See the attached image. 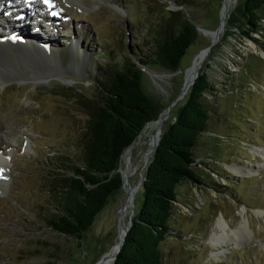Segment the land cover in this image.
<instances>
[{
  "label": "rangeland",
  "instance_id": "1",
  "mask_svg": "<svg viewBox=\"0 0 264 264\" xmlns=\"http://www.w3.org/2000/svg\"><path fill=\"white\" fill-rule=\"evenodd\" d=\"M186 1L182 8L177 0H55L61 11H67L68 25L59 16L54 19L58 31H65L61 35L47 25L50 35L38 22L44 36H31L34 22L27 19V30L20 34L23 40L40 37L41 43L51 40L57 45L49 49L54 58L13 45L14 58L0 62V155L8 159L2 172L7 170L10 176L0 188V264H98L115 245L125 188L106 198L79 239L49 225L59 210L54 177L81 159L90 115L79 104L80 97L100 100L101 71H108L125 55L152 62L151 29L161 21L158 6L162 4L181 8L201 31L175 70L150 63L149 73L144 74V89L163 108L175 101L160 132L185 101L187 92L179 97L184 69L216 40L202 28L218 30L220 35L200 67L210 81L205 94L210 118L194 146L200 162L195 168L203 182L183 181L177 186L182 205L170 218L175 231L163 241L162 264H264V165L252 150L264 146V36L254 33V40L230 26L228 16L243 0H232V7L223 10L224 0ZM261 25L264 33V19ZM72 37L76 48L71 46ZM153 142L148 136L132 150L129 184L139 185L133 192L134 215L143 199V157ZM230 163L251 164L257 172L235 175L226 166ZM121 165L120 157L118 170ZM241 207L246 213L239 214ZM220 214L232 228L248 218L254 236L238 246L224 245L226 254L214 258L209 253L217 247L210 246L207 238Z\"/></svg>",
  "mask_w": 264,
  "mask_h": 264
},
{
  "label": "trees",
  "instance_id": "2",
  "mask_svg": "<svg viewBox=\"0 0 264 264\" xmlns=\"http://www.w3.org/2000/svg\"><path fill=\"white\" fill-rule=\"evenodd\" d=\"M177 1L182 8L188 4L186 0ZM158 7L161 21L151 29L152 62L139 55H125L104 71L100 100L80 97L79 104L90 115L84 149L79 163H72L68 172L54 177L58 180L59 210L49 220L54 230L67 236L80 239L106 198L121 187L122 175L117 170L121 154L163 108L144 89L143 71L135 60L175 70L186 49L198 37L197 25L181 8L169 9L163 4ZM263 8L264 0H243L229 14L230 26L254 40V33L264 36L261 31ZM201 70L194 76L174 119L160 132L144 171L141 206L112 264H162L163 241L175 231L170 218L176 206L179 209L182 205L177 198V186L183 181L203 182L195 168L200 162L194 146L210 118L205 96L210 81Z\"/></svg>",
  "mask_w": 264,
  "mask_h": 264
},
{
  "label": "bare ground",
  "instance_id": "3",
  "mask_svg": "<svg viewBox=\"0 0 264 264\" xmlns=\"http://www.w3.org/2000/svg\"><path fill=\"white\" fill-rule=\"evenodd\" d=\"M11 1L13 2V5H14L15 8L20 7L21 3L23 2L22 0H19V1L18 0H11ZM34 2H36V1H34ZM233 3L234 2L232 0H224L223 6H222V10L226 9V8H231ZM32 5H33V8L37 9V12L28 13V16H27L28 19H30V20L32 19L33 20L39 14L45 15V12L41 11L40 3H38V4L34 3ZM52 5H53L52 9L54 10L55 13H57L52 18L54 20L61 13L58 10L56 4H52ZM1 10H0V17L3 18L5 16L3 15V13H1ZM19 12H21V10L17 11V13H19ZM17 13H15V14H17ZM15 14L13 16H15ZM34 14H36V15L34 16ZM16 22H17V24L15 23L13 26H11L9 31L2 30V33H4V36H5L6 33L12 32L13 36L16 38L17 35H20L21 33H24L27 30V28H26L27 24H25L27 22L26 18L23 19L22 21H16ZM18 22H21V23H18ZM0 24H2V22ZM24 29H25V31H23ZM214 31L207 32V34L210 35L211 38H214V39L218 40L220 38L219 31L218 30H214ZM2 38H4V37H2ZM26 39H28V38H26ZM36 39L41 40L42 38L38 37ZM216 40H214V41L216 42ZM19 41H20L19 39H16V42L15 43L13 42V43L16 46L17 45L20 46L18 44ZM3 44L0 45V62L5 63V61L8 60V58H14L13 55L16 54V49L14 47H12L13 45L11 43H9L8 41H6V40L4 41ZM35 49L39 50L37 48H35ZM39 52L41 53V55L48 54V55H50V57L54 58V54L51 51H49V50L47 51L46 49H43V50H41ZM206 55H207V52L199 51L196 54V56L194 57L192 64L184 69V84L187 85V89H189V87L191 85V82L194 79V76L196 75L198 70L200 69V67H201V65L203 63V60H204ZM187 89H186V91H184L183 94H185L187 92ZM168 111H169V109L164 110L162 112L160 118L152 120L151 122L147 123L146 126L141 131V133L137 136V138L135 140V143L122 153V156H121L122 165H121L120 171H121V173L123 175L124 188L127 191V193H129V191L131 193H133L136 190V189L135 190L132 189L135 186L132 187L129 184V176H130L131 171L133 170V168H132L133 167L132 166V160H131L132 154H133L132 150H133V148L136 145H139L140 143L145 142V139L148 136H150L153 139V141L156 140L158 129H159V135H160L161 123H162L163 119L166 117ZM1 143H2V141H0V144ZM151 148L152 147H150L147 150V152L144 154V157H143L144 164H143V166L147 164L149 155L152 154L151 151H150ZM252 150L255 151L257 154H259L261 156V158H262L261 165H264V146H261L260 148H255L254 147V148H252ZM0 160H1V158H0ZM226 166L230 170V172L235 174V175H238V174L241 173L243 175L252 176V175H254L257 172V168H255V166H252L251 164L232 163V164H227ZM2 182H5L4 178L0 177V188H1ZM123 205H124V203L122 204V207H123ZM122 207L120 209L119 217H118V219H119V223H118V239L116 240V243H118V241H120L125 229L128 226L127 217L134 214L133 205L127 204L124 207L123 211H122ZM244 213H246V209L244 207H241L239 209V214H244ZM258 214H261V212H258ZM7 232H8V230H7ZM13 235H14V233H13ZM252 236H254V232H253L252 229L248 230V218H246L243 222H241L237 227L232 228L230 226L229 222L227 221V219L220 214L218 217H216L215 222H214L213 226L211 227V232L209 233L208 238H207V243L210 246L217 247L216 250L215 249L214 250H210L209 255L211 257L218 258L221 254H224V252H225L224 245H226L228 243H232V245L236 244L238 246V245H240L242 243L243 240H245V239L247 240L248 238H250ZM114 250H115V248L113 250H111L109 253L103 254V256H102V258H101V260L99 261L98 264H112L113 262H112L111 258L114 255Z\"/></svg>",
  "mask_w": 264,
  "mask_h": 264
},
{
  "label": "water",
  "instance_id": "4",
  "mask_svg": "<svg viewBox=\"0 0 264 264\" xmlns=\"http://www.w3.org/2000/svg\"><path fill=\"white\" fill-rule=\"evenodd\" d=\"M197 29H198V31H201V29L199 28V26H197ZM205 32H211V31H214V30H208V29H204V28H202ZM202 30V31H203ZM215 32V31H214ZM215 41L214 40H212L204 49H202L201 51H205V52H207L208 50H210V49H212V47L215 45ZM194 81V79L192 80V82ZM191 82V83H192ZM186 89H187V85H183V87H182V90H181V93H180V95H179V97L181 96V95H183V93H184V91H186ZM188 90V89H187ZM175 101H173V103H174ZM173 103H170V105L171 104H173ZM170 105H168L167 107H165V108H163L160 112H159V114H158V117L156 118V119H158V118H160V116H161V114H162V112L164 111V110H166V109H169L170 108ZM155 120V119H154ZM152 121V120H151ZM151 121H148L147 123H149V122H151ZM146 123V124H147ZM146 124L144 125V127L146 126ZM143 127V128H144ZM143 130V129H142ZM141 130V131H142ZM141 131H140V133H141ZM139 133V134H140ZM138 134V135H139ZM137 135V136H138ZM137 136H136V138H137ZM159 129H158V133H157V138H156V140L154 141V143H153V146H152V148H151V153H153L154 151H155V149H156V146H157V144H158V141H159ZM136 138H135V140H136ZM135 140L133 141V143L130 145V146H132L134 143H135ZM130 146H128L126 149H128ZM125 149V150H126ZM124 150V151H125ZM123 151V152H124ZM121 156H122V154H121ZM120 156V157H121ZM149 158H148V162H147V164L145 165V170H146V168H147V166H148V164H149ZM118 170V169H117ZM120 173H121V171L120 170H118ZM121 175H122V173H121ZM145 177H144V175L142 176V180L144 179ZM142 180H141V182H142ZM140 182V183H141ZM139 183V184H140ZM121 187H124V179H123V175H122V184H121ZM138 187H139V185H137V186H135L134 188H132V189H138ZM127 204H131V205H133V193H131L130 191H129V193H127V198L125 199V201H124V205H123V207H122V211L124 210V207L127 205ZM133 216H134V214L133 215H130L129 216V219H128V226H127V228L125 229V231H124V233H123V235H122V237H121V239H120V241H118V243H116L113 247L115 248V250H114V255H113V257L111 258L112 259V262L115 260V258H116V255H117V253L119 252V250H120V248H121V246H122V244H123V242H124V240H125V237H126V233H127V231L129 230V228H130V226H131V224H132V219H133ZM114 248H112L111 250H113ZM110 250V251H111ZM110 251H108V252H106L105 254H107V253H109Z\"/></svg>",
  "mask_w": 264,
  "mask_h": 264
},
{
  "label": "snow or ice",
  "instance_id": "5",
  "mask_svg": "<svg viewBox=\"0 0 264 264\" xmlns=\"http://www.w3.org/2000/svg\"><path fill=\"white\" fill-rule=\"evenodd\" d=\"M31 0H25V3H30ZM43 3H45L46 5L49 6V8L53 7L52 5V0H43ZM6 15H10V13H5ZM57 13L53 12L52 15H56ZM23 17H17V19H22ZM0 172H2V170H0Z\"/></svg>",
  "mask_w": 264,
  "mask_h": 264
}]
</instances>
